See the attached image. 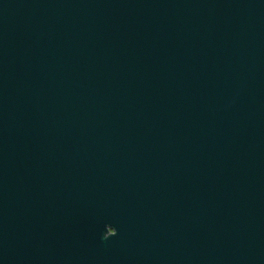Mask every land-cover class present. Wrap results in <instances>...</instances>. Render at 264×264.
<instances>
[{"label": "water", "instance_id": "obj_1", "mask_svg": "<svg viewBox=\"0 0 264 264\" xmlns=\"http://www.w3.org/2000/svg\"><path fill=\"white\" fill-rule=\"evenodd\" d=\"M0 264H264V0H0Z\"/></svg>", "mask_w": 264, "mask_h": 264}]
</instances>
